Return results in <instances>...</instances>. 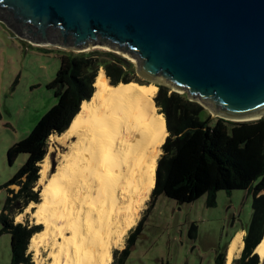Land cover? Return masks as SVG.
I'll use <instances>...</instances> for the list:
<instances>
[{"label": "water", "instance_id": "1", "mask_svg": "<svg viewBox=\"0 0 264 264\" xmlns=\"http://www.w3.org/2000/svg\"><path fill=\"white\" fill-rule=\"evenodd\" d=\"M0 22L34 44L122 52L214 117H264V0H0Z\"/></svg>", "mask_w": 264, "mask_h": 264}, {"label": "trees", "instance_id": "2", "mask_svg": "<svg viewBox=\"0 0 264 264\" xmlns=\"http://www.w3.org/2000/svg\"><path fill=\"white\" fill-rule=\"evenodd\" d=\"M100 68L114 85L133 79L129 78V70L134 71L133 63L114 52L63 54L60 69L48 84L54 89L58 102L41 117L30 134L8 149L11 163L21 153L28 155L4 185L7 197L0 223L2 231L11 235L10 264H33L28 247L30 238L39 228L15 223V215L31 201H38L34 186L39 178V163L47 153L48 140L52 134L65 132L81 103L91 98ZM169 92L168 87L160 86L154 98L166 118L169 135L158 158L151 200L163 194L179 203H188L208 194V203L213 204L218 190H248L253 194V218L244 236L241 256L234 258V264H264L259 254L254 253L264 235V117L242 122L213 118L187 94ZM203 112H206L204 118ZM143 220L131 230L126 248L115 252L112 264H126ZM224 261L225 254H222L216 264H225ZM160 264L170 263L162 261Z\"/></svg>", "mask_w": 264, "mask_h": 264}, {"label": "bare ground", "instance_id": "3", "mask_svg": "<svg viewBox=\"0 0 264 264\" xmlns=\"http://www.w3.org/2000/svg\"><path fill=\"white\" fill-rule=\"evenodd\" d=\"M93 85L91 98L57 137L66 151L55 171L46 174L48 160L40 171L41 201L32 214L44 229L32 236L31 246L38 254L50 247L47 264H111L113 248L135 225L155 186L168 135L154 99L157 83L112 85L100 69ZM243 248L239 231L226 264ZM255 252L264 256V235Z\"/></svg>", "mask_w": 264, "mask_h": 264}, {"label": "rangeland", "instance_id": "4", "mask_svg": "<svg viewBox=\"0 0 264 264\" xmlns=\"http://www.w3.org/2000/svg\"><path fill=\"white\" fill-rule=\"evenodd\" d=\"M92 51H111L126 58L134 65V71L129 70L132 82L150 83L137 73L136 61L122 52L102 46L75 51L34 44L28 39L19 38L0 22V213L7 197L4 185L28 158L26 153H21L11 163L8 149L30 134L41 117L58 102L54 89L49 88L48 84L60 69L62 55L89 54ZM157 85L156 96L160 86L168 87L169 93L176 90L171 86ZM175 92L187 94L178 90ZM205 116L206 112H203L202 117ZM62 134H52L48 140L47 153L39 163V178L34 186L38 201H31L14 218L15 223L38 226L34 234L44 229V224L36 223L32 214L36 208L34 205L41 201L43 183L40 181V171L46 160L49 162L46 174L49 176L55 171L61 153L66 151L57 141V137ZM10 187L18 189L16 185ZM151 198L150 194L135 225L124 235L119 245L113 248L112 262L115 252L126 248L131 230L144 219L126 264H160L162 261L170 264H216L217 257L222 254H225L226 264L227 249L234 232L239 228L248 230L254 212L253 194L246 189H234L231 192L218 190L213 204L208 203V194L188 203H179L163 194L153 200ZM31 238L28 253L31 254L33 264H47L51 260L48 256L50 247H41L38 254L31 246ZM234 258L231 264H234ZM260 258L264 261V256ZM10 261L11 235L2 231L0 223V264H10Z\"/></svg>", "mask_w": 264, "mask_h": 264}, {"label": "crops", "instance_id": "5", "mask_svg": "<svg viewBox=\"0 0 264 264\" xmlns=\"http://www.w3.org/2000/svg\"><path fill=\"white\" fill-rule=\"evenodd\" d=\"M239 231H244V236H245L246 233H247V230H246V229H244V228H239V229H237V230L234 232L232 238H233V237L235 236V234H237ZM232 238H231V240H232ZM231 240H230V242H231Z\"/></svg>", "mask_w": 264, "mask_h": 264}]
</instances>
